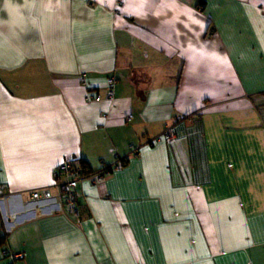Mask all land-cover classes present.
Instances as JSON below:
<instances>
[{
  "label": "crops",
  "instance_id": "obj_1",
  "mask_svg": "<svg viewBox=\"0 0 264 264\" xmlns=\"http://www.w3.org/2000/svg\"><path fill=\"white\" fill-rule=\"evenodd\" d=\"M1 192L0 264H264V0H0Z\"/></svg>",
  "mask_w": 264,
  "mask_h": 264
},
{
  "label": "built area",
  "instance_id": "obj_2",
  "mask_svg": "<svg viewBox=\"0 0 264 264\" xmlns=\"http://www.w3.org/2000/svg\"><path fill=\"white\" fill-rule=\"evenodd\" d=\"M108 84V95L110 99L114 97V89L117 84L116 79L110 78L107 81ZM91 100H99L98 98H91ZM131 117L129 118V121ZM177 140V134L174 127H168L164 133L157 138L153 139L148 143L149 146H155L161 143L171 144ZM137 153V152H136ZM120 168V165L116 164L112 167H105L103 171L98 173H92L90 175H85L83 171L79 168L72 166L69 162H64L61 164L54 173L56 179L55 188L57 189V195H54L51 190L43 189L36 190L32 193V200L35 203L48 202L52 203L49 207L43 209L44 212H61L66 208L69 215L78 214V204L76 200V192L81 181L84 180H94L101 181L104 176L114 170ZM3 194L2 192L0 193ZM3 256L11 259L14 262H18L24 259L23 254H13L9 250L3 251Z\"/></svg>",
  "mask_w": 264,
  "mask_h": 264
},
{
  "label": "trees",
  "instance_id": "obj_3",
  "mask_svg": "<svg viewBox=\"0 0 264 264\" xmlns=\"http://www.w3.org/2000/svg\"><path fill=\"white\" fill-rule=\"evenodd\" d=\"M80 169L83 171V173H84L85 175H90V174H92V172H88V171H87L85 164H82V167H81ZM0 220L3 221V217H2L1 210H0ZM5 240H6L5 237L0 238V247H2V246L5 244Z\"/></svg>",
  "mask_w": 264,
  "mask_h": 264
},
{
  "label": "rangeland",
  "instance_id": "obj_4",
  "mask_svg": "<svg viewBox=\"0 0 264 264\" xmlns=\"http://www.w3.org/2000/svg\"><path fill=\"white\" fill-rule=\"evenodd\" d=\"M3 213V212H2ZM4 217V216H3ZM4 220V219H3ZM1 232V231H0Z\"/></svg>",
  "mask_w": 264,
  "mask_h": 264
}]
</instances>
